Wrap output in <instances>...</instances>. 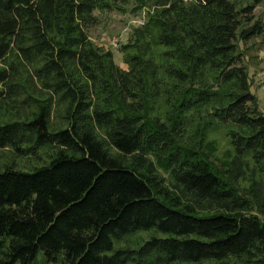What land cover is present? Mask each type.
I'll use <instances>...</instances> for the list:
<instances>
[{"label": "trees", "instance_id": "obj_1", "mask_svg": "<svg viewBox=\"0 0 264 264\" xmlns=\"http://www.w3.org/2000/svg\"><path fill=\"white\" fill-rule=\"evenodd\" d=\"M123 1L0 0V264H264L259 0H133L124 69Z\"/></svg>", "mask_w": 264, "mask_h": 264}, {"label": "rangeland", "instance_id": "obj_2", "mask_svg": "<svg viewBox=\"0 0 264 264\" xmlns=\"http://www.w3.org/2000/svg\"><path fill=\"white\" fill-rule=\"evenodd\" d=\"M187 1V0H186ZM238 6L251 5L254 0H234ZM134 1L124 0L123 2L115 3L110 9L103 12H95L96 22L88 31V39L94 45L103 48L104 50L113 53V60L115 64L121 68H125L122 63L120 48L114 50L110 43L116 38L118 45H124L129 39L131 32L137 27V21L141 14L134 13ZM142 8L143 10H153L148 6ZM254 17L259 19L264 24V0H259V4L255 8ZM239 49L242 54V65L247 69L251 92L256 96L258 109L264 116V32L259 37L253 38L246 43H240ZM21 114L27 113V110L20 109ZM219 138V136H217ZM224 145L222 138L219 139ZM5 154L0 151V158ZM35 161V160H33ZM37 164L38 162L35 161ZM22 168L26 169L28 164L23 162ZM144 237V235H142ZM135 238H129L126 243H120L121 246H132ZM42 253L38 254L40 258Z\"/></svg>", "mask_w": 264, "mask_h": 264}, {"label": "built area", "instance_id": "obj_3", "mask_svg": "<svg viewBox=\"0 0 264 264\" xmlns=\"http://www.w3.org/2000/svg\"><path fill=\"white\" fill-rule=\"evenodd\" d=\"M141 17L138 19L137 21V25H142L144 20H145V10L142 11ZM110 46L114 49L117 50L120 46L118 45V40L116 38H114L111 43Z\"/></svg>", "mask_w": 264, "mask_h": 264}]
</instances>
